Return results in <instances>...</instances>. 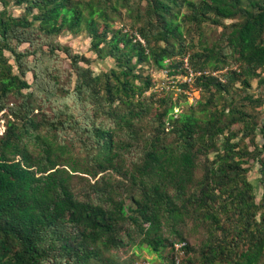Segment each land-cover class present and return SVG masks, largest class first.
I'll return each instance as SVG.
<instances>
[{
  "label": "trees",
  "instance_id": "16d2710c",
  "mask_svg": "<svg viewBox=\"0 0 264 264\" xmlns=\"http://www.w3.org/2000/svg\"><path fill=\"white\" fill-rule=\"evenodd\" d=\"M186 57L210 73L182 109L149 70ZM176 241L264 264V0H0V264H175Z\"/></svg>",
  "mask_w": 264,
  "mask_h": 264
},
{
  "label": "rangeland",
  "instance_id": "374dc122",
  "mask_svg": "<svg viewBox=\"0 0 264 264\" xmlns=\"http://www.w3.org/2000/svg\"><path fill=\"white\" fill-rule=\"evenodd\" d=\"M13 11L18 14L20 13V9L15 7L13 9ZM206 31L207 34L209 36V38L211 40H214L218 35L219 32L221 30V27H216L213 25H208L206 26ZM60 39L62 40V42L64 44H68L71 45L75 48L76 51H80L82 53H85L88 56H94V53L90 50L89 46H90V42H89V38L86 36L85 33H77V34H63ZM111 61V60H110ZM108 64H110V62L107 61H101L98 60L97 62L94 63V67L97 71H100L101 69H103L104 67H106ZM65 65L67 67H69L68 61H65ZM150 73H152L154 75V79L155 81H157L156 83V87H154L155 91H158L157 93H163L166 91H168L167 89L162 90L161 86L158 85L160 83V81L166 80L168 81L169 79H171V77H168L167 74H164L163 72H160L158 70L155 69H150L149 70ZM169 91H172L173 93V99L179 100V93H177V91L175 90V88H170ZM199 97H201V94L199 93L197 96H194V101L195 102ZM180 102L182 105V109L186 108L187 105L189 103H192L190 101V99L187 97V99L185 100V98H180ZM258 170H257V166L250 172V178L253 181V183L257 186V191L259 192V186H258ZM191 241L193 242L194 240L191 239ZM138 253L140 254V256L137 258L138 261H140L142 258H149L152 260V262L154 264H158V263H162V258L159 257V255L156 252H150L149 249L143 247L142 249L137 250ZM123 257L125 259H130L131 256L129 253H124Z\"/></svg>",
  "mask_w": 264,
  "mask_h": 264
},
{
  "label": "built area",
  "instance_id": "2783aa9c",
  "mask_svg": "<svg viewBox=\"0 0 264 264\" xmlns=\"http://www.w3.org/2000/svg\"><path fill=\"white\" fill-rule=\"evenodd\" d=\"M126 30H129L128 28ZM135 34V40H140L141 42H145L143 38L136 32H133ZM166 62H169L167 60ZM184 68L187 70V73L184 75H177L176 77H171L168 81L163 80L161 82V88H165L169 90L170 88H175L177 93L181 94L184 93L188 96L191 102L194 101V96H197L200 91L195 89L193 86L194 79L196 75H200L202 73L209 74V70H204V71H194L192 68H190L189 63H188V58L186 57L184 59ZM164 74L169 73L168 69H164L163 71ZM213 74H217L216 71L213 72ZM181 84H187L188 87L183 88ZM181 110L180 106L175 108V113H178ZM177 115V114H176ZM187 242L186 241H176L174 243V249H175V264H180L181 263V258L185 255V248H186ZM136 264H154L151 259L145 257L142 258L140 261H137Z\"/></svg>",
  "mask_w": 264,
  "mask_h": 264
}]
</instances>
